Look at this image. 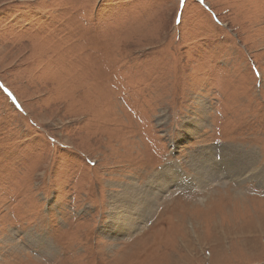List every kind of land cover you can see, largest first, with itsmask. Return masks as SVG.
<instances>
[{
  "label": "rangeland",
  "instance_id": "obj_1",
  "mask_svg": "<svg viewBox=\"0 0 264 264\" xmlns=\"http://www.w3.org/2000/svg\"><path fill=\"white\" fill-rule=\"evenodd\" d=\"M0 264H264V0H0Z\"/></svg>",
  "mask_w": 264,
  "mask_h": 264
},
{
  "label": "bare ground",
  "instance_id": "obj_2",
  "mask_svg": "<svg viewBox=\"0 0 264 264\" xmlns=\"http://www.w3.org/2000/svg\"><path fill=\"white\" fill-rule=\"evenodd\" d=\"M203 115H205V114H203ZM206 120L207 119L205 117H202L201 119H198V120H189L191 124H189L188 126L186 125L187 123L183 124L184 133L185 134L186 133H189V134L194 133L196 130H198L204 124H206ZM237 152L245 155L249 159L250 162L254 160L255 153L253 152V150H242V151H237ZM178 171L179 170H177L176 166L169 165L162 172L156 174L157 176L152 177L148 181L147 187L146 186H136L134 184H131V185L126 184V185H124V191H120L121 189L119 191H112L110 196L113 199V201L122 199L123 204L115 201L117 203V206H116L112 203V208L118 207V209H115V210H117L116 213L118 214V217H120V218L118 219L119 222L116 225L111 226L110 230L106 229L107 233L109 235H111V234L123 235V234H125L126 231L131 230L132 226L133 227H134V225L136 226V224H138L142 218L144 219L145 217H147L149 215L150 211L154 207V201H155L154 195H155V188L157 186L163 187L165 184L168 183V181H171L172 184L173 183H176V184L179 183L181 185H183V184L186 185V183H187L186 175L184 173L179 174ZM247 171L248 170H246L244 172L248 173ZM203 176H206V175L203 174ZM207 176H210L211 178L215 179L217 177L216 171L212 172L209 170ZM155 183H157V185ZM126 202H127V205H126ZM121 206H122V208H120ZM118 210L123 211V212L120 213ZM136 227H138V226H136ZM105 236H106V234H105ZM113 237H114V235H113Z\"/></svg>",
  "mask_w": 264,
  "mask_h": 264
}]
</instances>
